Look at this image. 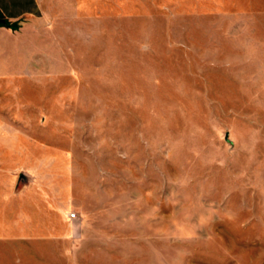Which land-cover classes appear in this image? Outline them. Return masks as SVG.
I'll return each mask as SVG.
<instances>
[{"label": "rangeland", "instance_id": "obj_1", "mask_svg": "<svg viewBox=\"0 0 264 264\" xmlns=\"http://www.w3.org/2000/svg\"><path fill=\"white\" fill-rule=\"evenodd\" d=\"M39 3L0 9V264H264V0Z\"/></svg>", "mask_w": 264, "mask_h": 264}, {"label": "crops", "instance_id": "obj_2", "mask_svg": "<svg viewBox=\"0 0 264 264\" xmlns=\"http://www.w3.org/2000/svg\"><path fill=\"white\" fill-rule=\"evenodd\" d=\"M0 9L6 11L9 17L11 18H18L23 14H34L38 9L40 10V3L39 0H0ZM46 202L51 207V202ZM61 210L62 209H60V211ZM38 216L42 219L40 223L37 224L38 227L48 229L52 233H61L62 236L67 235L69 227L63 223L64 220H60L58 222H51L50 218L51 216L53 217L52 213L45 211H40ZM12 227L14 229H19V232L24 233V230L30 228V225L24 222L22 224H18Z\"/></svg>", "mask_w": 264, "mask_h": 264}, {"label": "built area", "instance_id": "obj_3", "mask_svg": "<svg viewBox=\"0 0 264 264\" xmlns=\"http://www.w3.org/2000/svg\"><path fill=\"white\" fill-rule=\"evenodd\" d=\"M67 216H68V219L70 220H73L77 217L75 211L68 212Z\"/></svg>", "mask_w": 264, "mask_h": 264}, {"label": "water", "instance_id": "obj_4", "mask_svg": "<svg viewBox=\"0 0 264 264\" xmlns=\"http://www.w3.org/2000/svg\"><path fill=\"white\" fill-rule=\"evenodd\" d=\"M0 21H2V20L0 19Z\"/></svg>", "mask_w": 264, "mask_h": 264}, {"label": "trees", "instance_id": "obj_5", "mask_svg": "<svg viewBox=\"0 0 264 264\" xmlns=\"http://www.w3.org/2000/svg\"><path fill=\"white\" fill-rule=\"evenodd\" d=\"M11 25V24H10Z\"/></svg>", "mask_w": 264, "mask_h": 264}]
</instances>
